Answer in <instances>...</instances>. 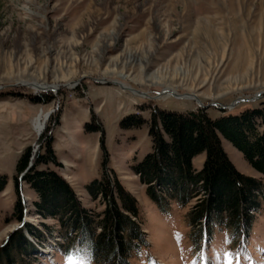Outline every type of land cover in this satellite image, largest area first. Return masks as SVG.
I'll return each instance as SVG.
<instances>
[{"label": "rangeland", "instance_id": "1", "mask_svg": "<svg viewBox=\"0 0 264 264\" xmlns=\"http://www.w3.org/2000/svg\"><path fill=\"white\" fill-rule=\"evenodd\" d=\"M42 94L53 100L32 101ZM262 100L264 0H0V246L24 221L44 237L34 264H89L82 254L60 253L56 221L34 212L37 196L16 171L27 148L31 158L43 153L47 129L58 162L48 167L85 207L103 209L84 188L103 172L136 198L146 243L131 264H264V203L247 236L221 230L194 242L186 215L195 199L158 210L132 171L134 158L150 150L147 126L124 122L131 115L149 120L156 108L237 114ZM40 113L47 116L36 133ZM221 143L237 170L258 176ZM204 159L194 157V168ZM17 199L22 222L12 217Z\"/></svg>", "mask_w": 264, "mask_h": 264}, {"label": "trees", "instance_id": "2", "mask_svg": "<svg viewBox=\"0 0 264 264\" xmlns=\"http://www.w3.org/2000/svg\"><path fill=\"white\" fill-rule=\"evenodd\" d=\"M52 100L51 95L42 94L32 101ZM124 122L125 128L147 126L151 147L134 158L132 171L146 186L147 196L159 211L169 212L171 201L184 207L195 199L186 215L194 242L199 241L198 237L209 240L221 230L231 236L248 235L254 216L264 203V100L257 107L218 117H211L203 108H156L149 120L131 115ZM221 139L228 141L258 176L237 170ZM40 140L43 153L38 151L31 158L30 149L24 150L16 171L37 196L34 212L56 221L62 239L56 242L60 253L82 254L89 264H131L133 255L146 243L136 198L114 174L103 172L84 187L92 200L99 199L103 209L85 207L60 174L48 167L58 166V162L47 129ZM201 153L205 159L198 170L192 159ZM4 184L5 177H0V191ZM12 215L22 222L24 207L19 199ZM42 225L46 232H56L53 227ZM43 240L37 228L23 221L0 246V264H34L37 247Z\"/></svg>", "mask_w": 264, "mask_h": 264}, {"label": "bare ground", "instance_id": "3", "mask_svg": "<svg viewBox=\"0 0 264 264\" xmlns=\"http://www.w3.org/2000/svg\"><path fill=\"white\" fill-rule=\"evenodd\" d=\"M242 6V5H241ZM32 84V88H34L35 90H46L48 89V85L46 84H39V83H31ZM57 85H51L50 88L51 89H55ZM126 86V85H125ZM124 87V86H123ZM125 88V87H124ZM169 88V87H168ZM170 89V88H169ZM168 92L173 93L174 91L171 90H166ZM191 97V96H190ZM188 97V98H190ZM192 98V97H191ZM47 114H37L35 116V118L33 119V129L36 133H39L43 127V124L45 123V119H46Z\"/></svg>", "mask_w": 264, "mask_h": 264}, {"label": "water", "instance_id": "4", "mask_svg": "<svg viewBox=\"0 0 264 264\" xmlns=\"http://www.w3.org/2000/svg\"><path fill=\"white\" fill-rule=\"evenodd\" d=\"M192 96L196 99V96H194V95H192ZM197 101H199L198 98H197ZM199 105H200V107H202L201 103H199Z\"/></svg>", "mask_w": 264, "mask_h": 264}]
</instances>
